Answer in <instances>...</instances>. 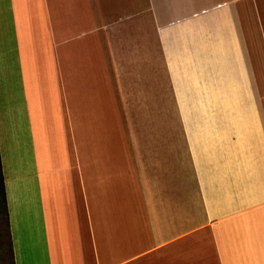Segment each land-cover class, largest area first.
Instances as JSON below:
<instances>
[{
	"label": "crops",
	"instance_id": "crops-1",
	"mask_svg": "<svg viewBox=\"0 0 264 264\" xmlns=\"http://www.w3.org/2000/svg\"><path fill=\"white\" fill-rule=\"evenodd\" d=\"M16 264H264V0H0Z\"/></svg>",
	"mask_w": 264,
	"mask_h": 264
},
{
	"label": "trees",
	"instance_id": "trees-1",
	"mask_svg": "<svg viewBox=\"0 0 264 264\" xmlns=\"http://www.w3.org/2000/svg\"><path fill=\"white\" fill-rule=\"evenodd\" d=\"M0 206L5 211L8 237H9L8 242H7V248H8L9 254H11V257L13 258L14 264H16L15 257H14L13 239H12L11 228H10L8 203H7V197H6L5 178H4L3 169H2L1 152H0Z\"/></svg>",
	"mask_w": 264,
	"mask_h": 264
},
{
	"label": "rangeland",
	"instance_id": "rangeland-1",
	"mask_svg": "<svg viewBox=\"0 0 264 264\" xmlns=\"http://www.w3.org/2000/svg\"><path fill=\"white\" fill-rule=\"evenodd\" d=\"M8 238L5 211L0 206V264H14L7 248Z\"/></svg>",
	"mask_w": 264,
	"mask_h": 264
}]
</instances>
